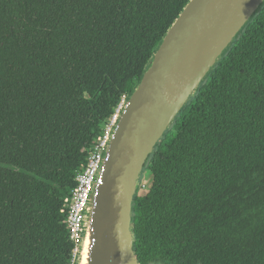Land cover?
I'll return each mask as SVG.
<instances>
[{
  "label": "trees",
  "instance_id": "trees-1",
  "mask_svg": "<svg viewBox=\"0 0 264 264\" xmlns=\"http://www.w3.org/2000/svg\"><path fill=\"white\" fill-rule=\"evenodd\" d=\"M187 1L0 0V264L68 263L64 197ZM143 171L140 264H264V2Z\"/></svg>",
  "mask_w": 264,
  "mask_h": 264
},
{
  "label": "water",
  "instance_id": "water-1",
  "mask_svg": "<svg viewBox=\"0 0 264 264\" xmlns=\"http://www.w3.org/2000/svg\"><path fill=\"white\" fill-rule=\"evenodd\" d=\"M264 0H188L128 94L107 147L79 264H140L133 202L148 157Z\"/></svg>",
  "mask_w": 264,
  "mask_h": 264
},
{
  "label": "built area",
  "instance_id": "built-area-1",
  "mask_svg": "<svg viewBox=\"0 0 264 264\" xmlns=\"http://www.w3.org/2000/svg\"><path fill=\"white\" fill-rule=\"evenodd\" d=\"M127 102L122 95L112 114L101 127L100 133L87 150L85 162L77 170L74 186L64 197L66 207V228L71 241L70 256L67 264H79L87 244L88 220L93 196L100 182L103 162L107 157V147L116 123Z\"/></svg>",
  "mask_w": 264,
  "mask_h": 264
},
{
  "label": "rangeland",
  "instance_id": "rangeland-1",
  "mask_svg": "<svg viewBox=\"0 0 264 264\" xmlns=\"http://www.w3.org/2000/svg\"><path fill=\"white\" fill-rule=\"evenodd\" d=\"M143 172H144V171H143ZM146 180H147V183H148L149 180H150V174H149L148 172H147V173L144 172L143 176H141V178H140V180H139V183H140L139 188H144V187H143V184L146 183Z\"/></svg>",
  "mask_w": 264,
  "mask_h": 264
}]
</instances>
